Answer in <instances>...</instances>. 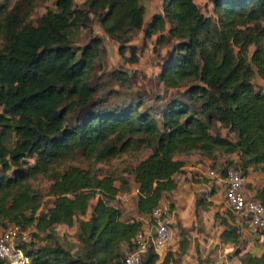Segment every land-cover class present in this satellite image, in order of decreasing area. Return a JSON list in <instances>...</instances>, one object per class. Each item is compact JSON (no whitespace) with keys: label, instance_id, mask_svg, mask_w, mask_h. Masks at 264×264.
Instances as JSON below:
<instances>
[{"label":"trees","instance_id":"16d2710c","mask_svg":"<svg viewBox=\"0 0 264 264\" xmlns=\"http://www.w3.org/2000/svg\"><path fill=\"white\" fill-rule=\"evenodd\" d=\"M7 1L0 3V227L33 229L38 239L64 226L75 229L79 244L72 255L47 235L43 245L21 246L27 264H121L142 221L149 227L152 210L176 188L173 177L184 172L179 156L197 154L214 162L216 152L235 155L237 162L225 167L234 165L244 178L249 170H264V0H208L212 17H204L194 0H161L160 13L147 22L142 0H83L81 8L75 0H53L54 9L35 26L15 6L8 10ZM85 14L120 46L127 34L138 32L143 40L158 36V44L174 41L157 80L166 90L184 88L182 99L163 105L158 118L140 111L139 102L108 106L106 97L114 91L99 97L88 80L100 41L91 38L80 49L70 44L77 27L89 26ZM108 76L123 80L119 73ZM254 79L263 86L257 88ZM215 124L234 141L212 135ZM145 150L131 169L134 219H123L112 205L119 190L110 176L70 164L76 156L106 163ZM38 176L49 183L52 198L44 211L29 184ZM252 198L264 209V184ZM202 204L196 200L195 218ZM227 212L213 214L222 229L218 241L236 248L243 226ZM177 231L183 252L185 229ZM171 256L161 264H170ZM157 261L149 245L140 264ZM238 261L264 264V257L244 253Z\"/></svg>","mask_w":264,"mask_h":264},{"label":"rangeland","instance_id":"374dc122","mask_svg":"<svg viewBox=\"0 0 264 264\" xmlns=\"http://www.w3.org/2000/svg\"><path fill=\"white\" fill-rule=\"evenodd\" d=\"M82 2L83 0H75L74 4L81 8ZM141 3L145 9L143 22H147L152 14L160 13L161 11V0H142ZM194 4L204 17H212L211 4L208 0H194ZM3 5L8 10L15 6V12L18 13L19 17L21 18L23 14L27 15V23L32 26L36 25L38 18L46 11L54 9L53 0H30L29 2L26 0H8ZM85 17L89 20V26L77 27L71 33L70 44L74 48L80 49L86 46L91 38L100 41L101 52L98 53L94 65L88 73V80L91 86L97 87V96L99 97H104L108 91H114V94H109L106 97L108 106L139 102L141 106L140 111L149 110L150 114L158 118V111L163 105L172 99H182L184 88L166 90L157 80L160 65L169 53L174 41L165 40L162 44H158V36L143 40L142 34L138 32L127 34L126 37L129 38L128 42L120 46V43L107 38L92 15L85 14ZM166 31L167 28L163 32L164 37L167 36ZM131 51H134L133 58L131 57ZM110 73L121 74L123 80L117 81L111 79L108 76ZM253 84L257 88L263 86V82L258 79H254ZM210 133L212 135L219 134L230 141H234V135L226 129L221 128L218 124H215L211 128ZM147 152V150L140 153L128 152L106 163L84 162L79 156H76L70 164L81 169H87L99 177L110 176L114 180L115 187L119 190L112 205L119 209L123 219H134V196L132 195L134 186L131 169ZM215 157L214 162L206 158L203 162V157L197 154L177 157L187 164V168L197 169L196 172L184 171L183 174H180L183 177V181L189 179L193 184L208 185V191L205 190V194H209L211 200L207 201L203 195L197 196V199L202 200L203 204L196 210L195 226L185 229L184 236L188 242L186 248H184L183 252L179 249V242L183 237L180 238L178 231L176 234L171 233L169 245L155 251L158 256L156 264H161L167 253L172 254L171 259H169L170 264L214 263L213 259L217 255L216 247H205L208 240L215 237V225L218 226L213 220V214L217 212L223 215L228 212L222 201L221 188L215 180L207 178L205 173L209 169L219 171L228 162H237L235 155L227 156L216 152ZM29 162L31 163V161ZM191 174L194 175L189 177ZM186 175L188 177H185ZM249 176L254 183H257V186L264 184V170L249 172ZM29 184L41 196L40 210L44 211L50 207L52 198L47 195L49 183L38 176L30 180ZM203 191L202 188L199 193L203 194ZM123 197H127V200L123 201ZM233 219L237 218L233 216ZM147 222L148 220L146 219L142 221L143 229L148 228ZM3 229L0 227V233ZM29 231L34 233L33 229H29ZM205 231L207 232L205 233ZM74 233L75 229L73 228L56 226L50 232L39 234L38 239L32 237V243L35 246L43 245L47 243L45 236L52 235L64 249L70 251L72 255H76L79 250V244L74 237ZM200 240L203 241L204 246H199L197 241ZM130 252L126 250L125 255Z\"/></svg>","mask_w":264,"mask_h":264},{"label":"built area","instance_id":"2783aa9c","mask_svg":"<svg viewBox=\"0 0 264 264\" xmlns=\"http://www.w3.org/2000/svg\"><path fill=\"white\" fill-rule=\"evenodd\" d=\"M205 176L218 183L226 208L239 219L251 235L257 236L264 231V209L252 196L245 193L244 177L239 169L234 165L224 166L219 171L209 169ZM173 181L175 184L180 183L183 177L180 174L175 175ZM122 200L126 201L127 197ZM169 213L165 203H160L152 210L149 217L151 224L136 234L132 240L131 252L123 257L121 264H140L141 256L149 245L154 251L169 245L171 236L166 223ZM30 243L32 233L28 229L23 230L14 224L6 225L0 233V261L4 264H27L21 246Z\"/></svg>","mask_w":264,"mask_h":264},{"label":"crops","instance_id":"0c3cea01","mask_svg":"<svg viewBox=\"0 0 264 264\" xmlns=\"http://www.w3.org/2000/svg\"><path fill=\"white\" fill-rule=\"evenodd\" d=\"M176 159L183 161L181 158H176ZM203 160H206V159L203 158L202 161ZM187 167H188L187 164L184 163L183 171L196 172L197 170V169H192V168L189 169ZM249 172H252V171L249 170L247 176L244 178L243 188H244L245 193H247L250 196H253L254 191L258 189L260 186H257V183H254L250 179ZM192 175L194 174L189 175V177ZM185 177H188V175H186ZM202 188L204 190L203 194L199 193L201 192ZM205 190L208 191V185L193 184L188 179L180 183L179 182L176 183V188L172 192L166 194L165 199H163L161 203L172 205V209L170 210V213L168 217L166 218V223L168 225V230H169L170 235L171 233L176 234L178 227L187 229V228H191L192 226H195L194 212H195V202L197 200V196L203 195V197L207 199V201L211 200L209 197V194H205ZM135 192H136V189H134L132 193V195L134 196V202H135V197H136ZM133 211H134V204H133ZM234 222L235 224L239 226L241 225L243 226L240 232V243L236 248H233L230 245L224 246V245L219 244L218 235L222 229L218 227L217 225H215V229H214L215 237L209 239L205 246V247L212 246V247H216L217 249V255H215L213 259V262H214L213 264H240V262L238 261V258L244 253H249L257 258H259L260 256L264 257V231L257 236H253L244 227V225L240 223L239 219H235ZM206 232L207 231H205V233ZM197 242L199 246H204L203 241L200 240ZM237 249L240 252L239 254L235 255L234 251Z\"/></svg>","mask_w":264,"mask_h":264}]
</instances>
